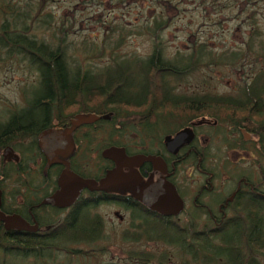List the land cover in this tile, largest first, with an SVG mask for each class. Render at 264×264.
Segmentation results:
<instances>
[{
  "label": "flooded vegetation",
  "instance_id": "obj_1",
  "mask_svg": "<svg viewBox=\"0 0 264 264\" xmlns=\"http://www.w3.org/2000/svg\"><path fill=\"white\" fill-rule=\"evenodd\" d=\"M61 78L42 92L39 77L14 107L0 92V244L15 249L18 259H52L59 241L90 235L99 243L121 223L146 224L151 220L144 215L153 214L170 218L143 201L152 188L170 184L182 201L175 217L182 215L180 223L197 238L237 237L241 264H264V114H258L264 93L178 92L184 107L174 118L141 123L125 118L141 111L109 104L96 91L103 77L78 76L76 88L93 80L85 94L57 91ZM65 80L68 89L72 77ZM211 98L225 99L226 108H212ZM79 114L98 118L73 125ZM69 128L71 151L62 147L66 131L50 140L47 164L39 146L41 137L46 143L43 132ZM63 177L73 191L65 201L58 197ZM101 206L124 209L131 219L108 224Z\"/></svg>",
  "mask_w": 264,
  "mask_h": 264
},
{
  "label": "trees",
  "instance_id": "obj_2",
  "mask_svg": "<svg viewBox=\"0 0 264 264\" xmlns=\"http://www.w3.org/2000/svg\"><path fill=\"white\" fill-rule=\"evenodd\" d=\"M53 1L55 0H35L34 6L27 9L29 4L25 1L0 0V54L1 50L3 52L0 61L8 60L13 51L15 53L19 51L18 49L24 50L28 61L38 65L42 92L51 91L48 83L52 82L54 85L55 78L62 77L59 80L60 84L56 83L60 86L57 91L85 94L93 91L88 88V84L93 80H89L87 85L83 82L81 88H76L78 76L103 77L105 83L102 87L95 84L100 87L96 91L100 92L102 98H107L106 102L109 104L122 103L129 110L141 111L138 115H126L130 122L141 123L148 120L153 122L159 118L163 120L174 118L183 106L182 97L177 96V93L183 90L178 89L177 84L183 83L184 77L199 67L209 65L237 67V82L228 91L264 93V0H84L85 4L97 7L102 5L129 7L139 15L136 19L137 21L140 19L141 22L132 25L135 26L133 31L130 26L122 24L109 27L110 33L117 34L115 47L121 43L124 36L134 32L149 36L154 43L151 53L144 59L121 57L113 59L111 63L91 66L95 72L85 68L81 74L71 72L66 66L61 42L71 30V25L65 27L63 22L58 26L51 25V13L47 6ZM184 5H192L193 10H197L203 20L208 18L213 20L212 24L219 25L223 19H229L235 22L234 29L247 26L246 34L240 33L243 36L240 47L217 48L209 38L205 40L204 37L202 40L194 37L189 41L184 53L176 52L172 57L165 58L162 55L163 47L155 42L156 36L160 30L169 26ZM30 11L36 14L45 13L41 17H29L27 12ZM146 11H151L152 15L142 17ZM27 21L38 22V27L42 28L43 25L45 29H50L51 36L56 38L55 47L50 48V43L42 41H38L36 46L33 38L24 39L23 29ZM8 22H11L9 26ZM16 38H20L25 46L17 44ZM37 58L40 63L36 61ZM245 67L248 68L247 71L240 75ZM71 77L73 84L65 89V79L69 80ZM209 101L216 102L211 105L212 108H226L224 102L226 100L223 98H211ZM149 108L153 109L150 116L144 112ZM261 108L264 109V105ZM144 216L143 219L151 221L142 225L127 226L119 232V242L124 244L119 250L120 260L111 262L97 258L93 264H241L242 245L237 237L228 242L224 235L219 241L197 238L193 233L195 229L188 223L177 225L171 223V217L162 218L154 214ZM107 238L106 234L104 238H98L99 244L102 243L103 246L94 243L90 235L66 243L59 241L56 244L57 253L54 258L21 260H31V264H53L58 255H63L66 260L64 264H69L72 263L69 260L73 257L89 258L98 253H105L109 243ZM0 245V264L14 262L11 259L16 258L17 251L9 249L6 244Z\"/></svg>",
  "mask_w": 264,
  "mask_h": 264
},
{
  "label": "rangeland",
  "instance_id": "obj_3",
  "mask_svg": "<svg viewBox=\"0 0 264 264\" xmlns=\"http://www.w3.org/2000/svg\"><path fill=\"white\" fill-rule=\"evenodd\" d=\"M25 1L29 6H34L35 0H18ZM50 11L51 25L58 26L61 22L65 27L71 25V30L62 39L63 54L66 60V66L71 72L81 74L85 68H89L92 72L96 70L91 66H100L102 64L111 63L113 59L121 57H137L146 58L152 50L154 40L145 34L136 32L123 37L121 43L115 47L116 32L110 33L111 25H126L132 31L135 29L134 24L139 17L137 12L132 11L129 7L102 5L100 7L85 4L84 0H55L47 6ZM45 12L36 14L33 11L27 12L29 17L43 16ZM151 11H146L142 17L151 16ZM210 18L203 20L197 10H193L192 5L182 6V11L171 20L169 26L158 32L155 42L163 48V56L165 58L172 57L176 52H183L188 48V43L194 37L202 40H211L215 47L231 46L233 48L240 47L243 36L246 34L247 26L242 29H234L235 22L229 19H223L221 24H212ZM8 26L11 22L7 23ZM38 22H25L23 34L24 39H32L36 42L50 43V48L56 45V38L51 36V30L37 26ZM141 24V23H140ZM264 25V23H263ZM221 26V27H220ZM194 33V35H192ZM241 33V34H240ZM199 36V37H198ZM205 37V38H204ZM204 38V39H203ZM17 44L25 46L20 38H16ZM15 49H17L15 47ZM34 49V48H33ZM10 54L8 60L0 61V92L8 97L9 107H14L18 103V98L23 92L33 91L34 86L39 80L38 65L29 62L24 50L18 49ZM21 51V52H20ZM184 53V52H183ZM3 52L1 50V54ZM96 56V58H91ZM38 63L41 61L36 59ZM77 67H79L77 69ZM237 67L209 65L208 67H199L197 70L186 75L183 83H178L177 88L183 91H209V92H225L233 88L237 82ZM245 67L243 71H247ZM171 84H173L171 82ZM175 85V84H174ZM37 91H42L37 88ZM126 118V117H125ZM126 120L128 122L129 118ZM118 210V211H117ZM100 213H104V219L108 224L118 225L119 220H130V212L124 209H117L114 206H101ZM137 218V217H136ZM143 216H141V219ZM139 219V218H138ZM172 224H181L183 216L172 217ZM123 223L119 227H115L106 233L108 236L107 247L105 253L95 254L89 258L73 257L72 263L69 264H93L95 259L100 258L104 261L117 262L121 259L119 254L120 247L124 246L119 242V232L123 229ZM103 246L102 243H97ZM1 260V256H0ZM6 264H31L30 261L21 259H11ZM66 263L63 255H58L53 264Z\"/></svg>",
  "mask_w": 264,
  "mask_h": 264
},
{
  "label": "water",
  "instance_id": "obj_4",
  "mask_svg": "<svg viewBox=\"0 0 264 264\" xmlns=\"http://www.w3.org/2000/svg\"><path fill=\"white\" fill-rule=\"evenodd\" d=\"M97 118L98 117L93 115V114H87V115L79 114V115L75 116V119H74V121H72V124L78 125L80 123H90ZM69 130H70V128L67 130H65V129H63V130L49 129V130H46L43 132V137L44 136L46 137L45 138L46 143L42 144V142H41L42 137H41L39 139V146H40L41 150L43 151V153L45 154V157L47 159V164L52 162V157H53L52 156V146H51L50 140L53 138L60 137L59 135H62V137H63V135L66 133V131H67V134L69 136L67 137V142L62 143V147L66 151L67 150L69 152L71 151L72 143H71ZM108 152L110 153L111 151H108ZM158 192L161 193V195L158 194V199L157 198L152 199V196L156 195ZM65 194H67V195L65 196ZM72 196H73V191L70 188H68L67 178L63 177V182L61 184L58 197H61L63 199V201H65V200H69ZM52 200H53V198L49 199L50 202L54 203L55 200H53V201ZM143 201L146 204L148 203L152 209H156L157 206L159 205V207L157 208L159 210V212L161 214H164V215L170 216V217L171 216L172 217L177 216L182 210V201L178 197V195L176 194L173 186L170 184H159L157 187L152 188L150 194L147 193L146 195L143 196Z\"/></svg>",
  "mask_w": 264,
  "mask_h": 264
}]
</instances>
